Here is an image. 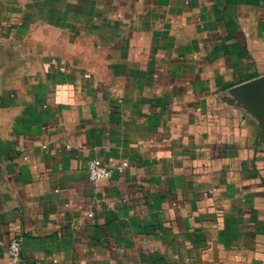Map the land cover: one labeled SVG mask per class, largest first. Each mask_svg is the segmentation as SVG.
I'll use <instances>...</instances> for the list:
<instances>
[{
    "label": "crops",
    "instance_id": "crops-1",
    "mask_svg": "<svg viewBox=\"0 0 264 264\" xmlns=\"http://www.w3.org/2000/svg\"><path fill=\"white\" fill-rule=\"evenodd\" d=\"M258 77L264 0H0V264H264Z\"/></svg>",
    "mask_w": 264,
    "mask_h": 264
},
{
    "label": "built area",
    "instance_id": "built-area-1",
    "mask_svg": "<svg viewBox=\"0 0 264 264\" xmlns=\"http://www.w3.org/2000/svg\"><path fill=\"white\" fill-rule=\"evenodd\" d=\"M66 147H69L67 145ZM127 166L126 161H121L116 164L114 167H109L102 163L98 158H91L87 161L86 168L88 178L92 183L111 177L114 169H122ZM20 242L17 238H12L8 243V255L10 263L17 264L20 261Z\"/></svg>",
    "mask_w": 264,
    "mask_h": 264
},
{
    "label": "water",
    "instance_id": "water-1",
    "mask_svg": "<svg viewBox=\"0 0 264 264\" xmlns=\"http://www.w3.org/2000/svg\"><path fill=\"white\" fill-rule=\"evenodd\" d=\"M264 79L261 77L254 78L247 82L240 84L237 88L241 91L242 96L246 97L247 100L254 102L258 101L263 103L262 112L264 113ZM264 115V114H263Z\"/></svg>",
    "mask_w": 264,
    "mask_h": 264
}]
</instances>
